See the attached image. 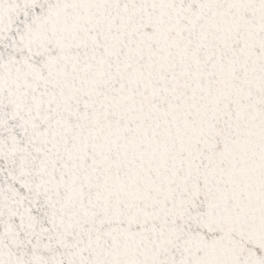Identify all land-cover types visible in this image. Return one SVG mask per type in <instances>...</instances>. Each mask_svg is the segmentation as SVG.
Wrapping results in <instances>:
<instances>
[{
  "label": "snow or ice",
  "instance_id": "6c2138e0",
  "mask_svg": "<svg viewBox=\"0 0 264 264\" xmlns=\"http://www.w3.org/2000/svg\"><path fill=\"white\" fill-rule=\"evenodd\" d=\"M0 264H264V0H0Z\"/></svg>",
  "mask_w": 264,
  "mask_h": 264
}]
</instances>
